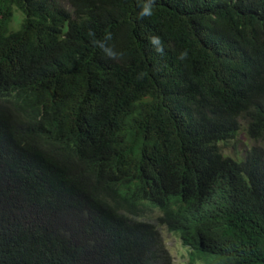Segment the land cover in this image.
Returning <instances> with one entry per match:
<instances>
[{"label":"trees","instance_id":"trees-1","mask_svg":"<svg viewBox=\"0 0 264 264\" xmlns=\"http://www.w3.org/2000/svg\"><path fill=\"white\" fill-rule=\"evenodd\" d=\"M66 1L0 0V264H264V0Z\"/></svg>","mask_w":264,"mask_h":264},{"label":"rangeland","instance_id":"rangeland-1","mask_svg":"<svg viewBox=\"0 0 264 264\" xmlns=\"http://www.w3.org/2000/svg\"><path fill=\"white\" fill-rule=\"evenodd\" d=\"M64 3L66 4L67 8H70V4L66 0H64ZM246 139V136L242 135L239 141L237 142V145H231L229 148H226L225 153L230 155H236L239 152H242L244 150V147L246 146V143H248ZM151 210L152 207L150 208L148 214L144 215L143 217L145 219L152 220V222H157L156 219L159 216L160 211L157 208H154L152 211ZM160 230L165 241V246L173 256L174 263L186 264L188 262V250L182 243L181 238L178 237L176 234L166 230L165 228H161Z\"/></svg>","mask_w":264,"mask_h":264},{"label":"clouds","instance_id":"clouds-1","mask_svg":"<svg viewBox=\"0 0 264 264\" xmlns=\"http://www.w3.org/2000/svg\"><path fill=\"white\" fill-rule=\"evenodd\" d=\"M6 97H0V100H3V99H5ZM111 205H113L114 207H116V208H118L119 206H121V204H119L120 202L119 201H113V200H107ZM112 201V202H111ZM122 213H125V214H129V212H127L126 210H124V209H122V210H120ZM130 215V214H129ZM159 217V216H158ZM157 217V218H158ZM133 220H139V221H143V222H148V223H152L153 225H155L156 226V228H157V230H158V233H159V236H155L154 238H153V240H155V239H157V238H161V242H162V244H163V246H164V248H165V250L167 251V253H168V255H169V257H170V264H175L174 263V259H173V256L171 255V253L168 251V249L166 248V246H165V241H164V239H163V236H162V232H161V228H165L166 230H168V228H167V226L166 225H164L161 221L159 222V220L158 219H156V221L157 222H152V220H149V219H145L144 217H143V215H142V213L140 214V216H138V217H134L133 216V218H132ZM168 231H170V230H168ZM170 232H172V231H170ZM172 233H174V232H172ZM175 234V233H174ZM179 237V236H178ZM153 240H151V241H153ZM182 240V239H181ZM151 241H148V242H144V243H140L139 244V247H138V249L142 252V254L144 255V251H145V248H146V245L149 243V242H151ZM183 243V242H182ZM185 246V245H184ZM186 247V246H185ZM187 248V250H188V262L186 263V264H190V260H191V258H190V249L188 248V247H186Z\"/></svg>","mask_w":264,"mask_h":264}]
</instances>
